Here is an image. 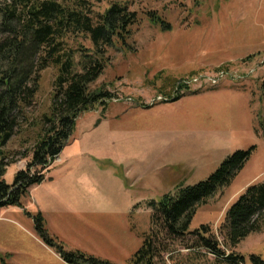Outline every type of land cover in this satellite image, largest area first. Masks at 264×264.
<instances>
[{
	"label": "rangeland",
	"instance_id": "rangeland-1",
	"mask_svg": "<svg viewBox=\"0 0 264 264\" xmlns=\"http://www.w3.org/2000/svg\"><path fill=\"white\" fill-rule=\"evenodd\" d=\"M88 1L94 19L119 3L139 20L126 44L117 42L109 50L110 63L92 86L110 94L107 107L82 114L70 142L85 158L104 157L97 167L87 166V174L106 177L108 195L122 200V206L131 198L136 208L127 216L105 215V205L76 204L84 211L80 215L66 211V202L59 204L61 210L50 209L44 184L53 167L63 163L61 154L43 171L45 181L21 196L19 206L0 207V264H68L58 255L61 247L110 264H131L151 230L149 204L207 181L236 152L253 151L232 184L201 206L190 225L191 232L210 226L229 254L220 232L226 213L250 186L264 183V0ZM78 42L92 51L84 36ZM70 46L77 45L70 41ZM221 72L226 76L217 85L209 80ZM57 75L55 67L41 73L35 106L0 151V162L7 164L0 179L11 186L27 170L43 134ZM160 96L169 101H158ZM110 171L115 179L107 178ZM38 216L54 243L38 230ZM159 234L156 264H212L206 250L190 249L195 237ZM233 252L245 264L264 263V231Z\"/></svg>",
	"mask_w": 264,
	"mask_h": 264
},
{
	"label": "trees",
	"instance_id": "trees-1",
	"mask_svg": "<svg viewBox=\"0 0 264 264\" xmlns=\"http://www.w3.org/2000/svg\"><path fill=\"white\" fill-rule=\"evenodd\" d=\"M93 14L88 0H0V151L26 121L27 111L35 106L41 73L50 67L58 69L51 114L42 119L43 134L27 170L15 176L13 186L0 179L1 208L19 206L21 196L45 181L43 171L69 145L82 114L107 107L110 94L94 92L92 86L110 63L109 50L117 42L126 44L139 18L119 3L96 19ZM149 17L157 22L155 13ZM83 36L91 42L92 51L78 42ZM70 41L76 43V48L70 46ZM252 153L238 151L207 181L180 188L175 198L167 195L160 203L149 204L151 230L144 235L143 246L131 264H156L161 231L177 240L195 237L190 249L206 250L214 258L212 264H245V258L233 250L250 235L264 231V183L250 186L226 213L220 232L229 254L210 226L191 232L190 225L201 206L232 184ZM5 165L0 162L1 177ZM34 169L38 172L32 175ZM34 221L46 241L54 243L44 230L43 217H35ZM61 250L62 255H58L68 264H110L79 251ZM256 264L264 263L256 260Z\"/></svg>",
	"mask_w": 264,
	"mask_h": 264
},
{
	"label": "crops",
	"instance_id": "crops-1",
	"mask_svg": "<svg viewBox=\"0 0 264 264\" xmlns=\"http://www.w3.org/2000/svg\"><path fill=\"white\" fill-rule=\"evenodd\" d=\"M76 147L77 143L73 145L70 142L61 155V158L64 160L63 163L54 166L48 175L49 180L44 184L46 185L44 196L49 203L48 207L50 208L51 206L50 209L57 208L61 210L59 204L66 202L68 203L66 211L73 215H80L84 211L82 209L77 211L74 208L76 204L82 206H86L87 204L96 206L105 205L107 208L103 212L105 215H130L136 208L132 206L133 199L130 198L122 206V200L108 195L109 190L106 185V177L99 180L101 176L99 173L96 174L97 178H95L96 176L94 177L86 172L87 166L92 167L96 164L97 167V162L105 158L95 155V160H90L85 158L86 154L84 152L78 153ZM106 159L108 160L109 157ZM112 172H108L107 178L112 176V179H115L116 174H112ZM111 209L114 210L111 211ZM132 232L134 233L133 230Z\"/></svg>",
	"mask_w": 264,
	"mask_h": 264
},
{
	"label": "built area",
	"instance_id": "built-area-1",
	"mask_svg": "<svg viewBox=\"0 0 264 264\" xmlns=\"http://www.w3.org/2000/svg\"><path fill=\"white\" fill-rule=\"evenodd\" d=\"M225 76H226V74L225 73H223V72H221V73H219L218 74V78H215V79H211V77H209L210 79V81L212 82V83H214V84H218L223 78H225ZM199 80L197 79V80H195V82L197 83ZM169 101V99L168 98H164V97H162V96H160L159 97V100L158 101ZM154 104V103H153Z\"/></svg>",
	"mask_w": 264,
	"mask_h": 264
}]
</instances>
